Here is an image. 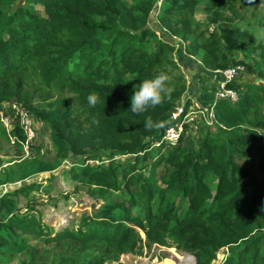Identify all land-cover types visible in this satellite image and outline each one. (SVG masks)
<instances>
[{
    "label": "trees",
    "instance_id": "trees-1",
    "mask_svg": "<svg viewBox=\"0 0 264 264\" xmlns=\"http://www.w3.org/2000/svg\"><path fill=\"white\" fill-rule=\"evenodd\" d=\"M157 3L0 0V113L5 102L24 108L50 129L56 149L52 159L40 148L25 157L27 136L16 126L18 156L6 167L0 161V186L54 172L73 156L80 161L64 176L74 191L105 201L56 232L37 211L43 194L51 199L55 176L0 195V264L18 255L26 256L19 264H106L154 245L190 253L197 264H264V0H162L158 23L204 69L240 65L263 82L228 83L236 103L217 87L201 91L196 99L213 107L216 122L198 137L184 124L175 146L163 136L188 85L178 45L150 26ZM160 72L169 95L132 114L133 85ZM89 93L98 96L94 107ZM146 118L155 126L145 129ZM126 156L125 166L116 160ZM25 236L70 254L37 262Z\"/></svg>",
    "mask_w": 264,
    "mask_h": 264
},
{
    "label": "rangeland",
    "instance_id": "rangeland-1",
    "mask_svg": "<svg viewBox=\"0 0 264 264\" xmlns=\"http://www.w3.org/2000/svg\"><path fill=\"white\" fill-rule=\"evenodd\" d=\"M19 3H22V0H19ZM161 5L162 0H158L156 9L151 16L150 26L157 30V33L161 38L170 40L171 42L178 45L176 59L181 65V70L186 77L188 85V90L183 96L182 104L190 101L191 104L189 110H194L196 109L197 105H201L197 101L196 96L207 88L210 89L217 87L218 90V88L221 87V84H223V76L221 77L218 74H213L212 72L204 69L201 65L200 57L187 55L184 50L185 44L181 43L179 38L171 37L167 31L162 29L157 20V14ZM195 18L202 24V26H207L208 20L203 12L198 11ZM242 24L243 25H241V28H243L242 26H247L248 22ZM254 35L257 39H259V33H254ZM239 78H241V81L243 82H251L254 84L263 83L256 75L248 72L246 67L242 68L241 73H239ZM14 104L15 103L10 104L9 102H5L0 113L1 127H3L7 133L6 137L0 134V161L3 163V167L11 165L10 162L16 159L19 152V147L14 144V137L11 134L13 129L19 125V118L17 114L15 113L13 116L12 113L11 106ZM188 125L192 134L195 137H198L202 134L201 127L207 124H205V121L199 116H196L194 122H191ZM32 126L35 136L22 150V153L25 154L24 156H37L38 153L35 150L36 148H40L42 153L45 154L47 158H54L56 149L51 141L50 129L42 122L36 120L34 117H32ZM207 126L210 127L211 125ZM100 160L101 159H99V161ZM116 160L125 166L131 161V158L126 156L117 158ZM79 161L80 158L70 156L63 162L62 166L54 172L43 173L28 180L2 185L0 186V195L6 192L14 191L20 186L29 185L32 183H42L47 185L50 183V178L55 176L53 181L55 190L51 192V199H49L46 194H43L37 205V211L41 215V218L45 224L53 226L56 232L61 231L62 229L69 227L70 224L75 221L79 223L82 214L92 216L98 212L105 203V201H99L90 197L85 189L74 191L72 182H70L64 176V172L70 170L73 164ZM89 162L93 163L91 160ZM97 163L98 162H95V164ZM162 168L163 167L158 168L159 173L161 172ZM37 195L40 196L41 194L37 192ZM118 196L119 195H116L109 200L112 201L113 199L118 198ZM141 236L145 240V235L143 232H141ZM25 239L31 249L34 250L33 253L35 254V259L37 262H52L60 255L70 254V249L68 246L62 249L56 248L55 246H44L39 244L37 243V240L31 236H25ZM186 255L188 254L177 250L175 247L154 245L151 248H148L145 246L143 249V255L141 256L133 253H127L120 256L117 262L106 264H187V261L184 259ZM25 258L26 256L24 255H18L13 258L11 264H19L20 261ZM221 258L222 254L219 255V259Z\"/></svg>",
    "mask_w": 264,
    "mask_h": 264
},
{
    "label": "built area",
    "instance_id": "built-area-1",
    "mask_svg": "<svg viewBox=\"0 0 264 264\" xmlns=\"http://www.w3.org/2000/svg\"><path fill=\"white\" fill-rule=\"evenodd\" d=\"M243 66H235L231 67L225 70H216L212 73L218 74L222 77L223 84H221V87L219 88L218 95L221 97H227L229 98L233 103H236L238 101V94L237 92L228 89L227 85L228 83L238 80L239 73H241ZM186 103H183L181 106H179L175 113L172 115V119L177 123H172L169 125V127L165 130L163 141L169 143L171 146H175L184 130V124H189L191 122H194V119L196 116H199L201 119L205 121V124L207 125H213L215 121V114L213 107H201L200 105L196 106V109L189 110L185 108ZM12 110L15 111L19 118V126L24 131L25 135L27 136L26 142H23L22 146L23 149L25 148L26 144L28 145L29 142L34 138L35 133L32 126V115L28 113L24 108L13 105ZM15 140V138H14ZM13 140V142H14ZM160 145L159 143L156 145Z\"/></svg>",
    "mask_w": 264,
    "mask_h": 264
},
{
    "label": "clouds",
    "instance_id": "clouds-1",
    "mask_svg": "<svg viewBox=\"0 0 264 264\" xmlns=\"http://www.w3.org/2000/svg\"><path fill=\"white\" fill-rule=\"evenodd\" d=\"M134 76L127 77L122 83L132 80ZM169 76L165 72H160L150 78H144L139 83L133 85L130 96V107L128 110L134 115L143 114L149 108H153L163 102L169 95L167 81ZM89 106L94 107L98 102V96L95 93H89L86 97ZM145 129L154 127V122L146 118L143 122Z\"/></svg>",
    "mask_w": 264,
    "mask_h": 264
},
{
    "label": "bare ground",
    "instance_id": "bare-ground-1",
    "mask_svg": "<svg viewBox=\"0 0 264 264\" xmlns=\"http://www.w3.org/2000/svg\"><path fill=\"white\" fill-rule=\"evenodd\" d=\"M184 259L187 261V264H195L194 259L192 257H190L189 255H186V257H184ZM184 262V261H182Z\"/></svg>",
    "mask_w": 264,
    "mask_h": 264
},
{
    "label": "water",
    "instance_id": "water-1",
    "mask_svg": "<svg viewBox=\"0 0 264 264\" xmlns=\"http://www.w3.org/2000/svg\"><path fill=\"white\" fill-rule=\"evenodd\" d=\"M184 253H186V254H188L189 256H191V257L194 259L195 264H197V260H196V257H195V256H193V255H191L190 253H187V252H184Z\"/></svg>",
    "mask_w": 264,
    "mask_h": 264
}]
</instances>
